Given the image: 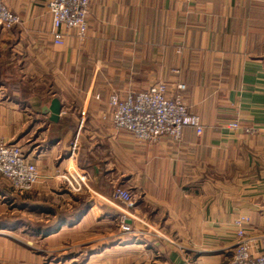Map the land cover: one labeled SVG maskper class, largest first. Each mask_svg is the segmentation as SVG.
<instances>
[{"label": "crops", "instance_id": "0c3cea01", "mask_svg": "<svg viewBox=\"0 0 264 264\" xmlns=\"http://www.w3.org/2000/svg\"><path fill=\"white\" fill-rule=\"evenodd\" d=\"M3 1L22 22L0 26V145H22L40 181L21 194L0 175V220H13L0 224V264L60 262L36 243L92 222L106 240L81 264H226L241 214L261 251L264 0H91L87 38L70 30L61 46L49 0ZM159 82L185 85L202 134L142 142L116 130L111 93ZM55 98L58 121L45 109ZM117 185L134 208L110 199ZM83 202L92 205L78 216Z\"/></svg>", "mask_w": 264, "mask_h": 264}, {"label": "built area", "instance_id": "2783aa9c", "mask_svg": "<svg viewBox=\"0 0 264 264\" xmlns=\"http://www.w3.org/2000/svg\"><path fill=\"white\" fill-rule=\"evenodd\" d=\"M90 3L91 0H49L48 8L52 16L51 35L55 45H64L70 30L75 31L80 41L87 38ZM21 22V16L12 12L4 1L0 0V26L10 29ZM177 90L172 93L164 83L159 82L141 92L130 90L122 94L113 91L109 97V106L114 127L116 130L129 132L142 142H155L162 137L179 141L185 128H193L197 134H202L204 126L200 117L192 113L187 106L183 93L185 85L178 84ZM230 127L237 129L239 123L234 121L230 123ZM246 132L253 133L254 129L248 128ZM76 149L77 140L73 144L71 157ZM0 175L22 194L33 189L40 181L38 167L28 160L23 146L18 143L0 145ZM110 199L121 203L128 210L135 206L132 193L119 185L113 189ZM126 219L127 216H123L122 228L130 230ZM250 221L251 218L247 214H241L236 219L237 244L226 264H264V239L261 251L254 254L246 236V225Z\"/></svg>", "mask_w": 264, "mask_h": 264}, {"label": "rangeland", "instance_id": "374dc122", "mask_svg": "<svg viewBox=\"0 0 264 264\" xmlns=\"http://www.w3.org/2000/svg\"><path fill=\"white\" fill-rule=\"evenodd\" d=\"M2 178L10 187L13 188V186L10 184V182L6 178H4L3 176H2ZM67 180H69V179H67ZM69 181L70 182L73 181V183L76 184V182L71 178ZM123 188H125V187H123ZM33 189L26 191V192H23V194L28 193V192H32ZM19 193H21V192H19ZM133 198H134V196H133ZM27 218H32V216H29ZM34 220H37V219H34ZM12 221H13L12 216L8 215V216H6L5 219L0 220V224L9 223ZM27 224L31 225V224H29V222H27ZM97 226L98 225H96V223L93 224V222H92L83 231H79V230L78 231H70L68 233H64L62 236L59 235L60 238L59 237L56 238L58 240H55L53 242V244L46 243V242H37L36 246L43 251H47V252L52 251V252H50L52 258H61L62 259V260H60V262L54 261L53 264H81L82 260L93 255V254H91L92 250L98 248L100 245L103 244V241L106 240L105 235L100 236V237H94V234L91 233V232H93V229L96 228ZM121 228H122V222H121ZM54 231H55L54 233L58 232L57 230H54ZM112 232L117 233V232H119V230L118 229L112 230L111 233ZM18 234L19 233H17L15 235L17 238H23L22 236H19ZM66 246H68V247H66ZM103 263H104V261H96L94 259L93 261H91L90 264H103Z\"/></svg>", "mask_w": 264, "mask_h": 264}, {"label": "water", "instance_id": "95a60500", "mask_svg": "<svg viewBox=\"0 0 264 264\" xmlns=\"http://www.w3.org/2000/svg\"><path fill=\"white\" fill-rule=\"evenodd\" d=\"M45 109L51 113V120L58 121L59 115L61 113V104L58 99H53L51 105Z\"/></svg>", "mask_w": 264, "mask_h": 264}, {"label": "trees", "instance_id": "16d2710c", "mask_svg": "<svg viewBox=\"0 0 264 264\" xmlns=\"http://www.w3.org/2000/svg\"><path fill=\"white\" fill-rule=\"evenodd\" d=\"M91 205H92L91 202H85V203L83 202L82 206L79 208V213L77 215L78 216L84 215Z\"/></svg>", "mask_w": 264, "mask_h": 264}]
</instances>
